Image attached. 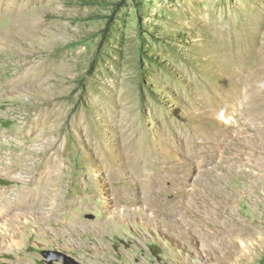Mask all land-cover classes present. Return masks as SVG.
<instances>
[{"label":"rangeland","instance_id":"obj_1","mask_svg":"<svg viewBox=\"0 0 264 264\" xmlns=\"http://www.w3.org/2000/svg\"><path fill=\"white\" fill-rule=\"evenodd\" d=\"M46 252L264 264V0H0V264Z\"/></svg>","mask_w":264,"mask_h":264},{"label":"water","instance_id":"obj_2","mask_svg":"<svg viewBox=\"0 0 264 264\" xmlns=\"http://www.w3.org/2000/svg\"><path fill=\"white\" fill-rule=\"evenodd\" d=\"M44 256H45L48 264H53L54 262H59L61 260H63L65 263H67V259H68L67 256H65L61 253H58V252H46V253H44ZM70 264H77V263H75L73 260H71Z\"/></svg>","mask_w":264,"mask_h":264},{"label":"bare ground","instance_id":"obj_3","mask_svg":"<svg viewBox=\"0 0 264 264\" xmlns=\"http://www.w3.org/2000/svg\"><path fill=\"white\" fill-rule=\"evenodd\" d=\"M5 7V6H4ZM4 9V8H3ZM14 24V23H13ZM56 152V151H55ZM53 154H55V153H53ZM58 154V153H57ZM56 154V155H57ZM54 156V155H53ZM60 159V158H59ZM112 159H116V157H114V158H110L108 161L109 162H113V160ZM103 161V163L102 164H105V163H107L108 161H106V160H102ZM119 162V161H118ZM50 163V162H49ZM51 164L53 165L52 167H51V169L52 170H54V171H56L54 174L56 175V173L58 172V171H60L62 168H61V165H60V162L57 160V159H53L52 160V162H51ZM113 164H118V163H116V162H113ZM95 168V167H94ZM93 170V169H92ZM39 171V170H38ZM38 174V173H37ZM50 175V174H49ZM37 176V175H36ZM26 199H28L29 200V198H26ZM22 201V200H21ZM25 203V202H24ZM26 204H27V202H26ZM20 206V205H19ZM21 206H23V205H21ZM22 208V207H21ZM23 209V208H22Z\"/></svg>","mask_w":264,"mask_h":264}]
</instances>
